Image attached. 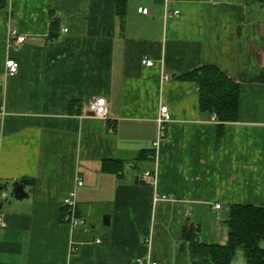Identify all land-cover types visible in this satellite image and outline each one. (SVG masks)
I'll return each instance as SVG.
<instances>
[{"label":"crops","instance_id":"0c3cea01","mask_svg":"<svg viewBox=\"0 0 264 264\" xmlns=\"http://www.w3.org/2000/svg\"><path fill=\"white\" fill-rule=\"evenodd\" d=\"M13 31L26 41L17 43ZM9 57L20 64L13 75ZM205 65L240 85L237 120L202 109L198 83L180 77ZM97 96L109 103L107 119L86 111ZM162 104L173 120L161 136ZM117 159L121 174L105 170L104 161ZM22 180V200L2 199L0 190L7 221L0 264H137L138 257L196 264L184 238L191 224L202 241L225 243L231 205L264 206V5L7 0L0 10V184ZM74 189L85 220L76 228L63 203Z\"/></svg>","mask_w":264,"mask_h":264},{"label":"trees","instance_id":"16d2710c","mask_svg":"<svg viewBox=\"0 0 264 264\" xmlns=\"http://www.w3.org/2000/svg\"><path fill=\"white\" fill-rule=\"evenodd\" d=\"M264 5V0H247ZM7 6V0H0V10ZM121 12V7H119ZM58 25L53 22L52 26ZM194 80L200 89V106L216 112L221 121H235L239 118L241 104L240 85L229 79L224 72L213 65L180 76ZM148 151H141L137 158L146 157ZM124 162L120 159L104 161L105 170L121 174ZM228 238L225 243H207L200 238V228L191 224L184 233L185 245L191 260L196 264H232L240 250L246 264H264V206L259 204H233L226 219Z\"/></svg>","mask_w":264,"mask_h":264},{"label":"built area","instance_id":"2783aa9c","mask_svg":"<svg viewBox=\"0 0 264 264\" xmlns=\"http://www.w3.org/2000/svg\"><path fill=\"white\" fill-rule=\"evenodd\" d=\"M138 11L142 14H148L150 12L148 7H139ZM166 13L168 15H176L180 16L179 10H172L170 6L166 7ZM65 31L67 29L65 28ZM13 37H15V41L17 43H22L26 41L27 37L22 34H18L17 32L13 31L10 34ZM144 64L148 66H152L154 64V61L148 58H144L143 60ZM20 64L19 62L12 57H9L6 60V70L8 74H16L19 71ZM91 112L94 116L107 119L109 115V103L105 97L97 96L93 98L87 105V110ZM173 120L172 114L169 110V107L166 104H162L159 110V114L157 117V122L160 129V135L162 136L164 134V129L167 123L171 122ZM144 176L146 179H148L151 182L156 181V173L155 172H145ZM78 186L83 185V181H78ZM77 192L76 190L70 191V193L64 198V207H65V219L66 221L72 226V228H76L78 226H82L85 224V220L82 217H79L77 215V200H76ZM8 197V192L5 190L1 191V198L6 199ZM221 204L217 203L215 205L216 208H220ZM7 228V221L3 214L0 213V233H2ZM98 243L101 242L100 239L96 240ZM137 264H158L155 261L146 259L144 257H138L136 259Z\"/></svg>","mask_w":264,"mask_h":264},{"label":"water","instance_id":"95a60500","mask_svg":"<svg viewBox=\"0 0 264 264\" xmlns=\"http://www.w3.org/2000/svg\"><path fill=\"white\" fill-rule=\"evenodd\" d=\"M27 181L22 180V181H17L14 183H11L9 181L7 182H2L0 184V190H5L8 191L10 190V194L13 198L22 200L26 197H28V193L25 191ZM104 224L105 225H110V216L106 215L104 216Z\"/></svg>","mask_w":264,"mask_h":264},{"label":"rangeland","instance_id":"374dc122","mask_svg":"<svg viewBox=\"0 0 264 264\" xmlns=\"http://www.w3.org/2000/svg\"><path fill=\"white\" fill-rule=\"evenodd\" d=\"M8 198L9 199H14L12 196H11V194H10V190H8ZM240 261H243L245 264H246V262H245V257L243 256V251L242 250H240L239 252H238V254H237V256H236V258H235V260H234V264L235 263H237V264H239V262Z\"/></svg>","mask_w":264,"mask_h":264}]
</instances>
